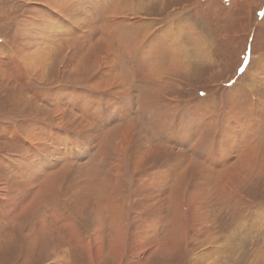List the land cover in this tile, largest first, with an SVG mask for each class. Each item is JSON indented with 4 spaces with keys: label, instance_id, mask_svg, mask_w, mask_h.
Masks as SVG:
<instances>
[{
    "label": "rangeland",
    "instance_id": "obj_1",
    "mask_svg": "<svg viewBox=\"0 0 264 264\" xmlns=\"http://www.w3.org/2000/svg\"><path fill=\"white\" fill-rule=\"evenodd\" d=\"M82 1L0 0V163L8 156L32 154L24 138L31 139L37 123L32 134H41L37 139L45 144L51 132L66 155L57 167L42 172L34 192L60 167L73 168L58 181L63 188L53 208L45 206L25 218L19 214L12 225L5 195L7 200L0 202V264H264V0ZM99 39L108 43L112 57L96 50L104 60L93 65L78 57ZM29 42L34 45L27 51ZM155 70L157 77L169 72L157 81ZM58 110L71 112L73 121L82 123L77 129L85 125L90 132L50 130L48 120ZM230 122L236 124L239 142L224 138ZM125 127L133 134L128 158L144 146H172L181 153L179 162H147L136 176L122 160L121 181L128 195L145 176L164 179L163 186L173 188L184 170L195 165L194 179H186L184 192L177 195L183 218L177 243L169 232L173 201L163 225H151L143 243L132 235L135 229L144 232V223L138 228L141 217L128 212L129 228L115 247L108 219L96 243L91 215L74 220L63 205L68 179L75 173L76 182L88 181L103 139ZM78 167L83 178L74 172ZM10 173L0 165V193ZM195 192L207 194L192 199ZM40 217L49 232L40 230ZM154 237L166 251L149 244ZM95 247L99 254H92Z\"/></svg>",
    "mask_w": 264,
    "mask_h": 264
},
{
    "label": "bare ground",
    "instance_id": "obj_2",
    "mask_svg": "<svg viewBox=\"0 0 264 264\" xmlns=\"http://www.w3.org/2000/svg\"><path fill=\"white\" fill-rule=\"evenodd\" d=\"M83 5H84V3H83ZM31 27L32 26H30V28H29L30 30H32ZM24 28L26 29V27H24ZM26 40H27V38H26ZM30 42L27 44L25 43L28 47L27 51H29V46H31L32 44L34 45V43L30 44ZM95 46L96 47L91 48L88 52L86 51L87 55L83 54L84 53L83 52L78 57L83 58L85 61H87V63L89 60H90L89 63L92 60L91 64L93 65V63L95 64L96 62H100V61L102 62V60H104L103 57L102 58L100 57L101 55L97 54L96 50H98L100 53H105L108 57L109 56L112 57L114 55V52L112 53L110 46L108 45V43H106V41H104V39H99L95 43ZM23 53H24L23 51H20L19 56ZM25 53L27 54V52H25ZM165 54L168 55V53H166V52H165ZM29 55L30 54L28 53V57H29ZM167 55L165 56L166 58H167ZM31 56L32 55H30V57ZM30 57H29V60H30ZM78 57H76V58H78ZM75 59H73L74 62L78 60V59L77 60H75ZM161 59L166 60L164 58H161ZM159 62H161V61H159ZM171 67H174V66L172 65ZM176 67H178V65H176ZM169 70H170V68H169ZM169 70L167 71V73L169 72ZM156 73L159 74V70L153 71V74H152L153 77L156 78L157 81H159V79L162 77L161 75H165V74L167 75V73H164V74H160V76L157 77ZM118 80H120V81L117 82V87L121 88L122 87V81L121 80H123V79L121 77H119ZM131 100H133V99H131ZM57 109H58V107H57ZM98 109H99V107H98ZM98 109H95V110H98ZM148 110H150V108ZM154 111H156V110H154ZM58 112H60V114H58L56 111L55 113H57V114H54L53 118L48 120L51 123L49 126L50 130L53 127L56 129L60 128L64 131H66V130L70 131V130L75 129V128L77 129V125L82 124V123L77 121V120H80L78 118H77V120H75V118H74L75 122L73 121L72 118L74 117V115L71 112L65 113L66 111L64 112L62 110H58ZM94 112H96V111H94ZM109 112H111V111H109ZM207 121H206V123H207ZM229 124L230 125L228 126L227 130L224 133V138L228 141L238 140V142H239L240 137L236 136V134H234V130L236 128L235 122H230ZM211 125H214V124L212 123ZM36 126H38V127H36ZM39 127H40V124L37 125V123H36L33 130H31V135H29V138H31V139H28L27 137L24 138V140L26 141L24 143H26V145H28V147H31V149H32L31 152H32V154L34 153L35 155L29 154V156H28L25 152V153L20 154L19 156L18 155L17 156H10V157L8 156L4 159V161H2V163H0V165H2V167L7 166V168H9L10 172H11L9 174L10 176L8 178V181H6L5 186H3V189H1V193H0V202H2V203L4 200H7L5 195L8 196L7 201L10 205V209H8L7 214L9 215L8 221L11 222V225L14 224L13 218L19 214H21V216L24 218L28 217V216H33L35 214L34 211H37L38 209L43 210V208L45 206H52L53 204H56V199L60 195L59 192L63 188L62 185H61V187H59L60 185H58V181L62 180V178H61L62 176H64V177L68 176L70 174L69 172H71V170L73 169V168H70L71 166L70 167L69 166L60 167L59 170L55 171L54 173L49 174L41 183H39V185H38L39 189H37V191L34 192L35 185H33V184H36L37 178L40 175H42L46 170L52 169L53 167H57L55 165H58V163H56V162L58 160H61V159H59L60 156L64 155V157H65V155H66L65 149H63V148L61 149V147L56 143V141H54L52 139V133L51 132H49L51 138L48 140V142H46L47 144L46 143L43 144V142H41L40 140L37 139V136H38V138H41V134H39V135H33L32 134L34 132V130L39 129ZM78 127H79V130L84 129V131L90 132V130H89L90 128L86 129L85 125L83 126V128H81V126H78ZM48 130H49V128H48ZM42 131H43V129H42ZM120 132H122V131H120ZM131 132L132 131L130 128L125 127L124 132L120 133L119 135L115 134L113 136H107L103 139V146H102L101 151H100V153H101L100 154V160L97 161L95 164L90 166V168H91L89 171L90 174H87V176H86V178L87 179L89 178V180L87 181L86 179H83V180H80L79 182H76L75 181L76 177L74 175L75 173L73 174V176L75 178L71 175L72 177L68 179L69 185L67 187L64 186L67 189V199L64 201L63 205L70 210V213L72 214L73 217H76V218H73L74 220L78 219V218L81 219L87 213H89L91 215V219L96 224L95 228L98 229L96 234L93 235L92 240L94 242L97 241L99 243L101 241V239L103 237V226H105L106 219H108L109 220V222H108L109 223V230H111V233H110L111 244L115 247V246H118V243L120 241H122L123 235L125 234V232L129 228L128 224H126L127 220L125 218L128 215L127 214L128 212L131 213L132 211H134L138 217H141V218H138L139 222H136L137 227L138 226L140 227V224L144 223L143 226H144L145 231L141 232V231H137L140 229H135L134 234L132 235V237L134 236V239L136 238V242L143 243V242H147V240H145L142 237L144 236V234L148 233V228H150L151 225H153L154 228L157 227V225H160V224L163 225L165 213H166L165 209L167 208L170 201H173L175 204V215H174V218H173L172 223H171L172 228L171 229L169 228V232L171 235V239H173V243H177V239H178V237H179V235L183 229V228H181V225H183V218H181L182 215L179 212V208L181 207V199H179L177 195H179L181 192H184L183 187L186 184V179H189V180H191V178L194 179L193 176L197 172L195 165L190 164V166H189L190 170L189 169L187 171H186V169L184 170V174L180 177V180L177 181L176 186H174L173 188H170L169 186H167V188L164 187L163 186L164 179L162 182V180L159 177L152 180L148 176H145L147 179L145 177L144 178L140 177V180L137 178L138 181H135L136 182L135 189L134 190L132 189V191H134V193H132V192L130 193V190H131V188H130L129 189V195H128V192L126 191L127 189L125 188V186H123V182L121 181L122 180V165H123L122 163H123V161L129 162L127 168L129 171H131L136 176V174L138 172H140V170H143L142 168L145 167V164L147 162L148 163L146 165H149V163L152 164V162H155L157 159L159 160V159H166V158H168V161L171 160L173 162H176V161H178V159H176V156L181 154L180 151H178V153H175L173 151L172 146L171 147L168 146V148L163 147L161 149L160 146L155 145L151 148H147L144 146V149H142V150H138V151L135 150L136 154L139 153V155H137V156L134 155L133 158H128L129 156L126 157V153H128V151H129L128 149H130L128 147V145H131L130 143H132V139H133L131 137V135H133V134H130ZM70 135H71V133H70ZM68 138H69V136H68ZM145 138H144V140H145ZM62 139H64V138H62ZM135 139H136V137H135ZM151 139H153V138H151ZM173 141L171 144H175V145L179 144V143L176 144L177 141H175V140H173ZM143 142H146V141H143ZM143 142H141V143H143ZM82 145H83V143H82ZM249 147H247V148H249ZM253 152H254V150H253ZM182 153H183V151H182ZM245 153H246V151H245ZM252 153H250V154H252ZM34 156H36V157H34ZM91 160H93V159H91ZM188 162H189V160L186 161V163H188ZM142 165H144V166H142ZM177 167H175V168H177ZM174 170H176V169H174ZM74 172H76L77 175L82 173L81 174L82 178L84 177V171L82 168L78 167V169H76V170L74 169ZM146 175H147V172H146ZM77 178H79V177L77 176ZM203 178L206 181L210 179V177L208 178L206 176H204ZM142 180H144V182H142ZM230 182H231V179L229 177L225 183V186L227 188L230 186ZM59 183H61V181ZM223 189L224 190H222V193H225V195H226L227 189H225V187ZM206 194L207 193L201 195V193L197 194L195 192L196 197L194 198L193 197L194 195L192 194L193 195L192 199H196V198L198 199V198H201V196L205 197ZM163 195H166V199H164ZM153 197L159 199V200L155 199L158 203V204L156 203L157 205H153V203H152ZM53 207H54V205L52 206V208ZM50 213L54 214V210L52 209ZM199 214H200V212H199ZM143 215L145 217H146V215H148L147 218H149L150 215H152L153 217L151 216L146 221L145 217ZM194 215H195V218H197V213L196 214L194 213ZM54 218H56V217H54ZM41 219L42 218L40 217V224H39L40 230L42 231V230L47 229V231H44V232H49L50 227H47L48 223H46V221L41 220ZM20 225L18 224L19 228L22 227V225L21 226ZM160 232H162V231H160ZM182 234H185V233L182 232ZM181 237L182 236L180 235V238ZM149 241H148L149 244L154 243V245H158V246L162 245V243L159 240H156L155 237L152 241L151 240H149ZM96 245H99V244H96ZM160 248L162 250L164 249L161 246H160ZM114 250H115V248H114ZM164 251H166V249H164ZM94 253L99 254V248L98 247H95V250H94V252H92V254H94Z\"/></svg>",
    "mask_w": 264,
    "mask_h": 264
},
{
    "label": "snow or ice",
    "instance_id": "obj_3",
    "mask_svg": "<svg viewBox=\"0 0 264 264\" xmlns=\"http://www.w3.org/2000/svg\"><path fill=\"white\" fill-rule=\"evenodd\" d=\"M203 95V94H202Z\"/></svg>",
    "mask_w": 264,
    "mask_h": 264
}]
</instances>
